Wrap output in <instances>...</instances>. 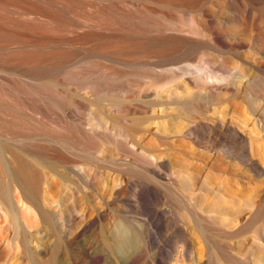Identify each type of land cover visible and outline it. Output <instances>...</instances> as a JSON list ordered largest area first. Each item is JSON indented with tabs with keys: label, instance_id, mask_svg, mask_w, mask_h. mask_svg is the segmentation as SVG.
Returning a JSON list of instances; mask_svg holds the SVG:
<instances>
[{
	"label": "rangeland",
	"instance_id": "374dc122",
	"mask_svg": "<svg viewBox=\"0 0 264 264\" xmlns=\"http://www.w3.org/2000/svg\"><path fill=\"white\" fill-rule=\"evenodd\" d=\"M61 2L0 8V141L53 205L9 183L0 264H264V0ZM26 62L53 68L32 107L7 94Z\"/></svg>",
	"mask_w": 264,
	"mask_h": 264
},
{
	"label": "bare ground",
	"instance_id": "6f19581e",
	"mask_svg": "<svg viewBox=\"0 0 264 264\" xmlns=\"http://www.w3.org/2000/svg\"><path fill=\"white\" fill-rule=\"evenodd\" d=\"M52 2L62 4L61 0H46L47 4H51ZM10 5V4H8ZM7 0H0V8L1 7H7ZM11 5H13V1L11 2ZM27 9H36L30 5L26 6ZM44 12V15H55L51 10H49L46 7V4L42 6ZM41 14V12H40ZM0 15H4L0 11ZM86 15H111L109 11L104 12H90ZM51 21L54 22V25H59V19L56 17H52ZM182 29V28H181ZM185 29V28H183ZM189 30V29H185ZM183 31V30H180ZM190 31V30H189ZM6 43L3 42V39L0 38V52L3 49V47H7ZM33 50H28L26 51V55H31L33 54ZM163 55L165 53H162ZM8 57L9 62L11 65H13V54L9 55V51L3 55L0 53V59L2 57ZM74 56V55H73ZM73 56H66L61 58L58 57L55 59V63L52 65V67H61V68H66L69 65V61L73 60ZM31 63L26 62V64H21L19 63L20 67L19 72L21 74H28L33 81H28V83H21L14 81L12 78H8V81L10 82V89L7 94L9 97L13 98L14 102H19L21 98L24 99L26 105L32 107L34 104H36L37 98L35 94L32 92H39V93H45L47 90L48 94L52 93L50 92V87L47 85L43 86V83L40 81H35L36 79L40 78V76L45 72L52 71L53 68H48L46 69L43 66H40L39 64H34V65H29ZM45 69V70H44ZM48 70V71H47ZM97 74L96 70L89 65L88 63H83L80 66L73 67L70 69H66L64 71V74L62 75V78L64 80L71 79L75 76H80L84 78V80L90 79V82H95L93 80V76ZM254 80H257L254 79ZM98 85L97 83H95ZM101 84V83H100ZM113 83H109L107 87L112 86ZM27 88V89H26ZM0 95H2V92L0 90ZM29 98L32 100L30 101ZM8 152L10 155H12L10 158L5 157V153ZM14 155V159H13ZM29 154H24L23 152H15L13 149H10L7 145L2 143L0 141V211L1 212H7L12 220V222L16 223L17 222V212L16 208L13 204V201L11 200L10 193H9V183L10 182H15L16 185L21 189L24 195L25 201L29 202L35 207L41 206L42 204L45 205L46 207L50 208L52 203L46 199V201L39 202V190L41 188V181H39L38 177V171L39 169H42L43 167H48L46 163L40 159L39 157H33V156H28ZM56 175L59 178H63L65 175L63 173H58L56 172ZM7 178V182L5 186H2V178L3 177ZM32 177L34 179H32ZM42 205V206H43ZM42 217L45 221H48L50 219V215L47 213H43Z\"/></svg>",
	"mask_w": 264,
	"mask_h": 264
}]
</instances>
